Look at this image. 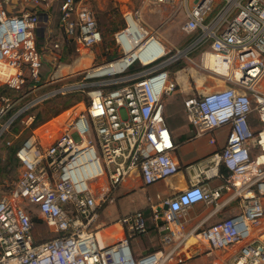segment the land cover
Returning a JSON list of instances; mask_svg holds the SVG:
<instances>
[{"label":"built area","instance_id":"obj_1","mask_svg":"<svg viewBox=\"0 0 264 264\" xmlns=\"http://www.w3.org/2000/svg\"><path fill=\"white\" fill-rule=\"evenodd\" d=\"M51 1L0 0V139L46 98L43 93L35 95L43 75V50L57 61L61 43L49 40L41 48L36 30L42 20L39 8ZM181 3L183 30L190 36L183 48L176 47L169 57L165 49L149 63L125 51L121 58L128 56L129 61L119 70L96 76L88 73L87 77L104 78L89 92L87 107L65 120L49 143L34 129L17 149L19 177L8 193L0 191V264H184L194 256L190 247L201 244L209 251L231 250V264H264V91L258 88L264 79V0ZM59 25L68 43L93 47L103 40L96 12L87 0H62ZM196 51L204 62L213 57V69L226 72L232 84L186 97V117L197 136L230 126L226 145L213 158L230 172L226 187L244 191L242 209L209 227L188 231L181 213L200 201L217 202L225 188L207 186L212 167L202 169L192 185L165 200L168 209L162 224L157 223L161 213L153 207V220L163 230L160 245L137 257L130 238L148 231L144 212L136 210L120 219L122 236L113 233L100 239L101 201L134 173L148 185L180 170L174 156L177 144L165 114L164 98L177 84L168 66L182 54ZM136 60L143 68L126 74ZM28 79L34 84L25 90ZM4 89L22 94L15 100ZM27 97L30 100L10 115L18 101ZM254 111L261 123L258 129L250 123ZM34 117L30 115L26 123ZM210 142H216L214 136ZM101 176L109 181L100 193L102 198L92 187ZM30 205L36 206L53 236L35 233Z\"/></svg>","mask_w":264,"mask_h":264},{"label":"rangeland","instance_id":"obj_2","mask_svg":"<svg viewBox=\"0 0 264 264\" xmlns=\"http://www.w3.org/2000/svg\"><path fill=\"white\" fill-rule=\"evenodd\" d=\"M181 1L182 0H175L172 2L154 3L151 0H110L107 2V9L109 10L97 13V20L99 28L101 30H104V28L106 30L107 28L112 35L106 40L103 39L102 42L96 44L95 47L85 49L81 46V50L77 49L78 45L76 43H68L65 41V35L59 25V1L52 0L49 3L51 6L48 8V11H50L53 18L50 24L52 30L51 38L53 40H50L52 42L59 41L61 43V48L57 51L59 58L57 61L50 59L46 62L45 55L48 54V51L43 50L44 64L41 72L45 74L42 75L41 82L38 84L40 87L35 95L43 93L46 95V98L32 107L21 118L17 119L10 127L9 131L0 139V191L2 193H8L13 188L21 170L19 160L16 163L10 162L8 158L9 152L18 149L29 138L34 129V131L37 133L39 132L43 138L52 136L54 133L57 135L61 125L59 126L56 118L69 111L68 115L63 120L64 123L68 118L75 117V112L78 113L84 110L91 101L89 92L96 88L98 82L104 78L87 77L88 70L92 67L119 59L125 55V49L119 42L116 33L118 34L124 31L127 26H129V21L127 19V14L129 12L133 15L135 20L147 30L144 36H153L167 51H170L167 57L176 52V47L183 48L187 44L190 36L183 30L185 11ZM137 11L139 12L138 14H136ZM12 13H14V11H11V14ZM216 13L217 10L211 13L209 19L215 17ZM42 16L44 20V14H42ZM45 25L46 23L41 21L38 27L43 28ZM36 36L39 46H43L45 36L37 32ZM106 44H108L109 49H107ZM85 52L91 55V59L87 57L81 62L80 55ZM96 56L97 58H95ZM206 62L202 59L200 51H196L188 55L182 54L175 62L168 66L171 79L177 82L174 91L164 98L165 114L169 125L177 128L189 123L184 108V100L186 97L190 95H202L232 84L227 79L226 72L214 70L207 66ZM134 65L135 68L139 70L143 68L137 62H135ZM137 69H128L126 74H130ZM231 75H233V72L230 71V76ZM33 84L34 82L28 79L25 90H28ZM62 87L64 88L60 92L53 93L54 90ZM258 88L264 91V79L261 81ZM6 93L11 95L15 100L22 94L15 93L8 89H6ZM28 100H30V97L19 100L15 106L16 108L11 111L10 115L16 113ZM63 105H68L69 107L60 114L53 116V114L62 109ZM30 115L35 117L28 125L26 122ZM255 115L256 112L254 111L251 115V119L255 118ZM38 119L48 120L38 127H34V122ZM75 138L77 140L79 139L77 134ZM8 142H10V144ZM255 153L256 151H253V155H255ZM98 181L94 182L93 185L94 187L99 186L96 189L98 194H100L106 191V187L104 188V186L108 182L106 177L103 178L102 182L100 181L98 183ZM99 196L102 198L101 194ZM107 200L108 197H106V201L102 200L101 203L105 204ZM103 204L101 206H103ZM29 208L31 209V217L34 221L35 233H43L45 237L53 236V234L47 230L36 206L30 205ZM110 210L115 211L116 206L111 205ZM104 214L106 215V211ZM102 229L104 228L102 227ZM214 252L221 256V250H215ZM213 257L214 255H194L193 258L185 264H214ZM198 258L200 259L197 260ZM227 258L228 256L221 257L220 260H217L216 264H225L224 262Z\"/></svg>","mask_w":264,"mask_h":264},{"label":"crops","instance_id":"obj_3","mask_svg":"<svg viewBox=\"0 0 264 264\" xmlns=\"http://www.w3.org/2000/svg\"><path fill=\"white\" fill-rule=\"evenodd\" d=\"M58 1L60 10L62 0ZM108 1L110 0H87V3L93 7L97 15V13H102L109 10L107 9ZM50 6L51 5L46 4L39 8L41 16L44 14V20L42 16L41 21H44L46 25L43 28L40 27L42 29L38 27L36 32L42 36H45L44 45H46V43L52 39V30L50 28V24L52 23L53 18L50 11H48ZM101 31L103 34V39L105 40L112 35L110 31L107 30V28L106 30L104 28V30ZM65 41L68 40L66 39ZM44 45L40 47L43 48ZM77 45V49L81 50V45ZM82 47L89 49V47ZM106 47L109 49L108 44H106ZM45 57L46 62L50 59L52 60L50 54L45 55ZM87 57L91 59V55L88 54V52L82 53L80 55L81 62ZM95 58H97V56ZM42 74L45 73L42 72ZM255 116L256 117L253 119L250 117V123L254 129H258L261 126V123L258 119V116ZM169 127L173 132L174 140L177 144L174 156L180 163V170L175 175H172L167 179H163L148 185L144 183L140 174L134 173L129 175L125 177V179L115 189L113 188L109 191L107 194V202L105 204L101 203L103 206H101L99 209L98 222L99 225L104 229L99 230L97 232V236L104 240L111 237L113 233H115L116 237L122 236V230L119 222L123 216L136 210H142L144 212V215L147 219L148 231L142 235H137L130 238L132 253L137 257L145 255L148 253V251H151L160 245V239L161 235L163 234V230L159 229L153 220V207L155 206L159 210V213H161L162 216L160 215V219L157 223L162 224L164 222L163 214L168 209L165 208V200L171 199L178 192L192 185L195 181V175L202 169H207L210 166L212 167L210 172L213 173V176L206 180L207 186L210 188H217L219 186L225 185V188L222 189L221 197L217 202L207 203L200 201L190 205L186 208L184 213H181V218L184 220L186 229L188 231H196L198 229L209 227L224 218L236 215L241 212L243 205L242 194L244 191H241L234 186H230L229 188L226 187V185H228V176L230 175V172L224 165L216 163L215 159L213 158L214 153L220 151L226 145L230 126L224 125L214 129L210 133L201 136H197L195 134L194 128L189 123L177 128L171 125H169ZM55 135L56 133H54L52 136H46L44 138L42 137V139L45 143H49L51 139L55 137ZM211 136L215 137V143L210 142ZM106 179L109 183L107 177ZM262 198L264 202V195ZM111 205L116 206L115 211L110 210ZM105 211L106 215L104 214ZM204 245L206 244H201L200 246L193 245L190 247V254L206 256L214 255V264H216L217 260H220L223 256H228L224 262L225 264H229L233 261L234 256L231 250H221L222 253L220 254L221 256H219L218 253L209 251L207 246ZM199 259L200 258L197 260ZM189 260H187V262Z\"/></svg>","mask_w":264,"mask_h":264},{"label":"bare ground","instance_id":"obj_4","mask_svg":"<svg viewBox=\"0 0 264 264\" xmlns=\"http://www.w3.org/2000/svg\"><path fill=\"white\" fill-rule=\"evenodd\" d=\"M127 19L129 21V26H127V28L124 31L117 34V38L119 42L123 45L125 51L133 58L135 57L137 59H140L143 63H149L150 61L160 56L165 50V47L153 36L151 37H149V35L144 36L147 30L143 28L135 20V18L130 12L127 14ZM128 61H129V57L125 56L119 60L111 61L106 64L92 67L88 70V73L90 74V76L112 73L116 70H119L124 65H126ZM206 64L207 66L213 69L215 68L216 61H214V58L211 57L210 60L206 62ZM234 71H235V76L237 78L240 77L239 71L236 70ZM68 113L69 111L56 118L58 120L59 125L63 123V120L66 118ZM76 114L77 112H75V115ZM39 136L41 135L39 134ZM103 178L104 176H101L96 180H94L92 182V187L95 189L99 187V186L94 187L93 183L97 182L98 180H99L98 183L100 181L102 182ZM237 184H240V182H237Z\"/></svg>","mask_w":264,"mask_h":264},{"label":"trees","instance_id":"obj_5","mask_svg":"<svg viewBox=\"0 0 264 264\" xmlns=\"http://www.w3.org/2000/svg\"><path fill=\"white\" fill-rule=\"evenodd\" d=\"M136 62L140 65V61L139 60H136ZM134 68H135V65L131 69H134ZM3 91L6 92V89H4ZM68 107H69L68 105H63L62 109H60V111H58L55 114H53V116H56V115L60 114L61 112H63L64 110H66ZM47 120L48 119H45V120L38 119L37 121L34 122V125L33 126L34 127H38L39 125H41L42 123L46 122ZM16 151H17V149H14L11 152H9V154H8V158H9V160H10L11 163H16L19 160L18 157L16 156Z\"/></svg>","mask_w":264,"mask_h":264},{"label":"water","instance_id":"obj_6","mask_svg":"<svg viewBox=\"0 0 264 264\" xmlns=\"http://www.w3.org/2000/svg\"><path fill=\"white\" fill-rule=\"evenodd\" d=\"M0 160H1V157H0ZM165 208H168V205H165Z\"/></svg>","mask_w":264,"mask_h":264}]
</instances>
